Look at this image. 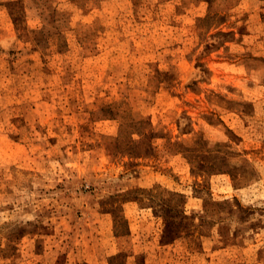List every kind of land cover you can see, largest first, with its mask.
<instances>
[{
    "label": "rangeland",
    "instance_id": "374dc122",
    "mask_svg": "<svg viewBox=\"0 0 264 264\" xmlns=\"http://www.w3.org/2000/svg\"><path fill=\"white\" fill-rule=\"evenodd\" d=\"M0 264H264V0H0Z\"/></svg>",
    "mask_w": 264,
    "mask_h": 264
}]
</instances>
